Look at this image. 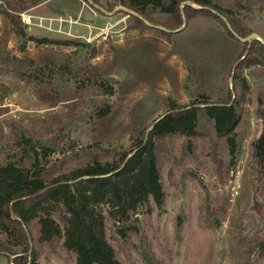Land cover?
<instances>
[{
  "label": "rangeland",
  "instance_id": "1",
  "mask_svg": "<svg viewBox=\"0 0 264 264\" xmlns=\"http://www.w3.org/2000/svg\"><path fill=\"white\" fill-rule=\"evenodd\" d=\"M170 1L98 0L106 15L92 0H47L18 15L25 39L0 16V165L24 155L47 179L110 161L106 151L129 150L172 103H207L197 136L157 142L163 205L151 199L123 224L107 219L106 239L120 264H264V166L254 148L264 62L233 78L244 43L206 11L232 14L264 40V0H181L186 27L174 30ZM223 100L238 118L228 136L215 129L216 117L227 119L215 110ZM30 230L38 264H77L63 239L41 243L34 222Z\"/></svg>",
  "mask_w": 264,
  "mask_h": 264
},
{
  "label": "trees",
  "instance_id": "2",
  "mask_svg": "<svg viewBox=\"0 0 264 264\" xmlns=\"http://www.w3.org/2000/svg\"><path fill=\"white\" fill-rule=\"evenodd\" d=\"M45 1L0 0V16L25 39L18 15ZM92 1L99 4L98 0ZM181 3V0L170 1L168 12L174 17L173 30L184 24ZM215 10L226 18L238 37L251 36L252 32L232 14ZM206 11L226 26L211 9ZM162 33L168 36L167 32ZM30 40L49 43L47 39ZM263 62L264 44L259 40L246 42L232 68V77L237 79L240 76L236 71ZM202 106L180 107L172 103V111L160 116L133 138L129 150L106 151L110 161L96 157L83 167L52 178L46 179L38 164L28 165L24 155L0 165V256L6 259L4 264H38L30 230L32 222L37 228L39 242L63 239L64 247L76 254L77 264H120L106 239L107 219L123 224L139 206L151 199L157 206L163 205L165 194L160 181L157 142L175 134L197 136V111ZM215 110L227 114L222 123L220 117H216L215 129L218 135L228 136L238 123L236 109L230 101L223 100L217 103ZM109 113L108 107L100 117ZM228 143L232 144L231 138ZM254 148L258 162L264 166V129ZM104 204L107 208L103 211L100 206ZM57 209H60L59 220L53 216Z\"/></svg>",
  "mask_w": 264,
  "mask_h": 264
},
{
  "label": "water",
  "instance_id": "3",
  "mask_svg": "<svg viewBox=\"0 0 264 264\" xmlns=\"http://www.w3.org/2000/svg\"><path fill=\"white\" fill-rule=\"evenodd\" d=\"M92 6H94L95 8H97L99 11L105 13L106 15H111V14L107 13L105 10H103V8L98 7L97 5H94L93 3H92ZM199 9H200V8H199ZM211 12H212L214 15L219 16V17L225 22V24H226L228 30L231 32V34H232L237 40H239L241 43H246V42H249V41H251V40H259L260 42H262V43L264 44V40H263L259 35H257V34H253V35H251L249 38H246V39H243V38L238 37V35L232 30V27H231L230 24L227 22V20H226L225 17L220 16V15L217 13V11H215V10H211ZM185 27H186V23L184 22L182 28H185ZM182 28H181V29H182ZM181 29H179L178 31H180ZM168 32H169V31H168Z\"/></svg>",
  "mask_w": 264,
  "mask_h": 264
}]
</instances>
